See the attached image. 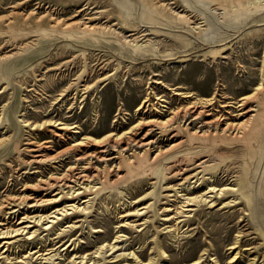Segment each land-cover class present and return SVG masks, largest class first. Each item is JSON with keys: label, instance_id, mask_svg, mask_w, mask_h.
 Masks as SVG:
<instances>
[{"label": "rangeland", "instance_id": "374dc122", "mask_svg": "<svg viewBox=\"0 0 264 264\" xmlns=\"http://www.w3.org/2000/svg\"><path fill=\"white\" fill-rule=\"evenodd\" d=\"M219 4L221 0H0V58L15 55L0 67L1 88L8 86L7 92L0 96V137L5 141L0 145V201L7 195L23 193L26 185H33L39 177L47 178L51 173L40 165H31L33 146L29 145L44 142L49 139V133L19 130L18 121L22 115L31 122L53 117L63 119L79 125L84 135L95 138L111 132L114 126L116 132L122 134L139 121L134 116L135 110L146 97L153 78L152 70L162 73L166 83L184 87V91L201 98H211L219 89L218 99L230 102V108L224 112L234 114V102L252 94L261 82L264 15L259 13L247 21L242 16L243 21L231 25L233 22L225 18V9L237 17L232 6L227 4L223 8ZM70 22L99 29L98 41L85 38V44L80 45L53 34L52 30L63 32ZM77 34L83 35L79 30ZM118 34L126 39L134 35L151 43L169 56L168 61H162L152 69L153 62L132 57L130 52L115 44ZM221 47L225 52L214 56V51ZM184 60L187 61L180 62ZM86 65L89 84L108 75L111 79L90 93L82 107L77 104L69 110L74 100L63 108L52 104L69 83L84 75ZM6 69H10V74H6ZM163 90L159 93L171 101L172 107H178V97ZM48 111L55 114L44 117ZM126 112L130 115L124 120L123 113ZM260 112L264 115V106ZM115 119L117 123H114ZM180 141L178 139L176 143ZM65 147H56L52 154ZM196 148L184 145L181 151L190 155L207 154ZM213 149L215 152L220 150L225 159L218 186L230 184L235 177L247 176L244 193L250 194L251 208L241 194L212 195L208 196L207 204L190 207L194 208L192 210L186 208V215H178L180 200L162 189L166 184L177 185V181H163L161 166H156L153 172L134 170L126 184L119 187L105 184L100 195L90 197L93 208L86 218L74 214L59 223L67 228L78 220L77 228H67L66 234L57 236L54 234L58 225L51 230H46L45 226L36 227L33 230H38L36 238L29 239L24 235L11 241L20 253L13 252L9 260L8 254H4L0 264H21V261L22 264H42L46 261L37 259L35 253L45 249L44 255L53 250L56 252L51 256L58 254L45 264H68L74 259V264H86L90 259V264L95 261L100 264H138V261L139 264H169L180 260H184L183 264L196 260H200L199 264H233L231 259L238 251L231 247L236 246L239 239L243 252L242 259L236 264H249V260L255 258L256 264H264L260 236L262 231L264 238V129L247 149L234 144ZM169 161L171 159L165 163ZM30 168L41 172L32 176L35 178L32 181L26 174ZM167 168L166 173L175 170L173 163L167 164ZM121 191L132 202L153 192L141 205L149 206L148 209L141 213H144L142 216L129 219L130 225L125 228H121L124 222L119 218L126 201ZM201 193L203 191L198 195ZM232 201L234 203L228 205ZM119 231H122V238L117 240ZM110 244H115L116 248L108 250ZM0 251L5 252L4 249ZM192 253L196 256L191 257ZM75 255L89 260L80 263L81 259Z\"/></svg>", "mask_w": 264, "mask_h": 264}, {"label": "bare ground", "instance_id": "6f19581e", "mask_svg": "<svg viewBox=\"0 0 264 264\" xmlns=\"http://www.w3.org/2000/svg\"><path fill=\"white\" fill-rule=\"evenodd\" d=\"M243 3L247 7H244ZM227 4L232 6L237 15V17H233L225 9V18L227 21L233 22L231 25H236L240 21H243L242 16L246 18L244 21H247L248 19H253L252 16L255 17L259 13H261V16L264 15V0H221V4L219 5L225 8ZM256 23L259 24L258 22ZM81 26H85L84 29ZM260 26L262 27L263 25ZM65 30L67 31L64 32ZM65 30L61 33L57 30L52 31L53 34H59L58 36L65 41L75 42L80 45L84 43L83 40L85 38H89L93 42L98 41L96 36L99 35V29L97 28L80 25V23H71L66 24ZM78 30L83 34L82 36L77 34ZM116 36V45L121 46L125 52H130L129 54L132 57H143L147 59L148 63L153 62L150 65L152 69L153 66L158 67L159 64L161 65L162 61H168L167 58L169 56L160 52L156 49L157 47L154 48L149 42L141 41L138 37H134V35H131V39L121 37L119 34ZM224 52V48L221 47L220 50L214 51L213 55L217 57ZM13 56L15 55L0 58V67L4 61L9 60ZM83 58L87 63L86 53L83 54ZM261 64L260 84L252 94L246 95L234 102L235 111L232 112L234 114L228 115L224 112L225 109L230 108V102H221L218 99L220 94L219 89L215 90L211 98H201L195 93L184 91L186 90L184 87H174L166 83L162 80V73L152 70L153 78H151L152 82L149 83L150 86L147 88L146 97L135 110L134 116L139 121L122 134H118L119 132H116L114 126V130L111 132L100 138H95L84 135L85 133L83 134L79 125L69 124L63 119H55L53 117L44 119L41 122H31L27 119L26 115H22L21 120L18 121L19 130L24 131V129H27L30 132L49 133V139L44 142L30 143L29 145L33 146V149L30 151L33 158L31 165H40L42 169L48 170L51 173L47 178L39 177L33 185H26L23 193L17 196L7 195L0 201V250L4 249L5 251L3 253L0 251V261L4 259L2 257L4 254H8L6 257L9 260V256L13 252L15 254L16 252L20 253L18 247H16L17 245L15 246L14 244L15 239L18 237L25 235L29 239L34 236L36 238L38 230L33 231L36 227L45 226L46 230L49 228L51 230L54 225H58L56 233L54 232V235L57 236L64 235L69 230H74L75 225L80 221L77 220L76 223L70 224L67 227L70 229L67 231V228H63L59 223L64 218L69 219L74 214H80L83 218H86L93 208L90 197L100 195L105 190V184L114 187L126 184L128 182L126 180L127 177L134 170L141 173L148 170L153 172L156 166H161L164 173L163 181L166 183L170 179L177 181V185L166 184L162 189H164V192L173 193L171 196L180 200V212L178 215H186V208L192 210L194 208L190 207L206 203L210 198L208 196L212 195L221 197L227 194H241L251 208L252 200L250 194L244 193L247 176L235 177L230 184L223 187L218 186L219 173L223 170L224 166L222 167V164L225 159L222 157L223 153L220 150L215 152L213 148L221 149L234 144L243 145L247 149L261 135L264 129V115L260 112V108L264 106V56ZM86 67L87 65L84 68V75H79L69 83L52 104L56 103V105L61 106L60 108H63L69 104L70 100H74L75 103L70 105L69 110H73V107L77 104L82 107L90 93L96 92L101 84L106 85L111 79V76L108 75L99 79L94 84H89L90 76L87 74L88 70ZM6 70V74H10V69ZM154 78L156 79L154 80ZM7 89L8 86L2 89L0 82V96L6 93ZM160 90L173 93V96H177L180 100V105L176 108L172 107L171 101L163 94H160ZM223 99L226 100V97ZM218 109H223V111ZM52 114L53 111H48L44 117H50ZM123 114H125L124 120H126L125 116L130 115L127 112ZM117 122L115 119L114 123ZM147 128L148 130H146ZM178 139H181V141L176 143ZM3 143L5 141L0 137V145ZM184 145H188L193 149H197L196 147H198L201 151H206L207 154H184L181 151ZM64 146H66L64 150L52 154L55 152V149ZM170 159L169 163H173L175 170L166 173L168 171L167 164L169 163L165 162ZM219 160L220 162H218ZM35 170L31 168L28 170L26 173L28 180H35L32 176L40 175L41 172ZM208 175L210 176L208 177ZM169 176L171 177L169 178ZM200 191H203V193L198 195ZM152 194L153 192H148L132 202L121 191V195L126 199L123 205L124 211H122L119 217L124 222L121 228H125L127 225L129 227V219L144 214L141 213L148 209L149 206L141 205ZM82 199L83 203L81 202L82 204H80L79 202ZM232 203L234 202H228V205ZM82 205L85 206L82 208ZM50 208L52 212H50ZM131 208L134 209L130 210ZM177 231L180 232L178 229ZM261 232L260 236L263 241L262 246L264 247V238ZM121 233L122 231L117 232V240L122 238L120 236ZM240 243L242 241L239 239L236 246L231 247L234 251H238L234 254L233 259H231L233 264H236L242 257L243 251L242 246H239ZM115 244L108 245V250H114L116 245H118ZM45 251L46 249L36 252L37 259L47 262L53 260L52 258L58 255L51 256L56 250L44 255L42 252ZM160 251L163 254L166 253L162 249ZM195 256V253L191 254V257ZM76 258L78 257L76 256ZM78 259H81L80 263L89 260L85 256H79ZM136 259L138 260L139 258ZM199 261L196 260L191 264H199ZM256 261V258L249 260V264H256ZM22 262L19 263L22 264ZM91 262L92 259L87 261L86 264H90ZM74 263L75 259L68 264ZM183 263L184 260H180L169 264ZM93 264L100 263L95 261Z\"/></svg>", "mask_w": 264, "mask_h": 264}]
</instances>
